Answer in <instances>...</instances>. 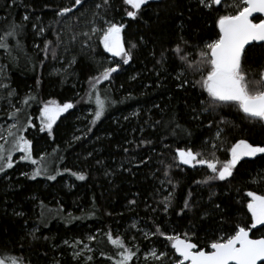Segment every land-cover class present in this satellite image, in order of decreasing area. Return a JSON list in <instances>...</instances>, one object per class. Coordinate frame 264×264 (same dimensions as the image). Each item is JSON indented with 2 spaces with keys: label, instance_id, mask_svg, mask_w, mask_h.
Segmentation results:
<instances>
[{
  "label": "trees",
  "instance_id": "trees-1",
  "mask_svg": "<svg viewBox=\"0 0 264 264\" xmlns=\"http://www.w3.org/2000/svg\"><path fill=\"white\" fill-rule=\"evenodd\" d=\"M73 3L74 0H15V3L0 0V35L10 23L23 25L17 38L7 41L11 56L0 49L3 79L14 93L9 97L8 91L0 89L4 99L0 100V120L13 123L8 113L14 107H21L26 96H35L24 108V114L32 118V126L25 128L24 135L32 142L33 158L39 160L45 156L51 173L60 172L52 181L44 177L30 180L20 173H30L31 163L15 161L12 168L0 173V258L22 256L25 264H78V260L84 264V257L73 258L74 249L70 246L79 239L93 249V253H87L94 254L90 264H112L100 254L101 250L108 255L114 251L103 235L110 230L113 235H120L127 245L135 244L140 249L130 264H148L141 260L142 253L153 247L159 251L165 249L162 244L145 240L137 228H131L133 223L147 230L145 224H153L151 218L155 217L170 234H183L193 220L199 222L205 207L211 209L214 204H220L221 210L200 227L198 237L194 238L199 246L206 245L205 233L211 235L221 223L225 235L237 224L250 226L246 193L264 194V153L243 157L232 177L208 185L194 183L211 174L206 165L191 167L174 163L177 148L192 149L202 153L203 158L224 161L229 158L227 149L238 139L264 146V123L246 119L237 107L228 105L214 112H197L200 118L194 119L192 108L207 100V94H202L198 86H186L188 91L176 87L175 77L185 70V65L179 58L180 53L173 49L179 44L185 56L196 60L198 46L216 32L215 19L224 13V6L205 9L198 6L197 0H151L142 6L136 18H130L126 11L133 9L123 0H110L107 7L102 0H84L83 6H77L71 14L56 15L60 8L71 7ZM97 4L102 7L97 9ZM93 12L124 23L122 37L126 47L128 42L138 44L128 64L121 62L120 71L113 73L110 80L97 84L95 91L105 100V112L94 124L90 121L95 96L88 99L89 78L98 76L104 67L112 66L119 58L103 51L98 35L89 41L91 48L83 47L86 38L81 35L72 40L74 34L90 31ZM25 15L29 17L26 21ZM260 18L254 17L253 21L258 22ZM41 27L44 32L37 34ZM17 40L22 48L16 47ZM181 40L188 41V46ZM46 41L50 42V48H56L55 59L51 51L47 54L43 51ZM255 44L249 49L245 66L258 78L260 68L264 67V49ZM161 53L165 59L158 64ZM133 76L135 80L131 79ZM187 78L192 82L200 76L187 70ZM49 101L73 104L53 124L51 137L48 130H40L39 120L40 108ZM125 116L129 118L125 120ZM170 119L186 131L176 129L173 134L174 125L168 124ZM157 120L164 123L154 127ZM221 120L225 123H220ZM89 127L91 132L87 131ZM218 128L223 129L220 138H216ZM74 137L80 139L74 140ZM141 138L153 143L137 147ZM125 148L129 152L125 153ZM145 156L150 162L136 166ZM166 164H173L169 173L177 187L173 205L164 213L159 201L172 191L171 185L161 184ZM65 168L83 172L86 179L76 180L63 171ZM190 190L196 206L193 211L178 216L176 213L183 207ZM131 199H136L137 204L129 205ZM152 208L157 211L152 212ZM16 212L23 215L17 216ZM33 229L37 230L36 239L28 235ZM88 235H95L96 240L89 242ZM251 236L264 237V226L251 229ZM65 240L69 241L68 245L64 244Z\"/></svg>",
  "mask_w": 264,
  "mask_h": 264
},
{
  "label": "snow or ice",
  "instance_id": "snow-or-ice-1",
  "mask_svg": "<svg viewBox=\"0 0 264 264\" xmlns=\"http://www.w3.org/2000/svg\"><path fill=\"white\" fill-rule=\"evenodd\" d=\"M15 3V0H13ZM84 0H74L71 7H62L56 13L58 17H64L66 14H71L73 9L77 6H83ZM103 6L110 5V0H102ZM125 5H130L133 10L126 11V15L130 18H136L141 11L142 6H147L149 0H123ZM198 6L205 9H211L213 6H224V13L219 14L215 19L216 32L212 37H209L206 42L198 46L197 59L192 60L191 56H185L180 45L178 44L173 52L180 53L179 58L185 65V70H182L176 75V87L188 91V87H199L203 93L207 94V100H201L197 107L192 108L193 118L199 119L200 114L206 113L209 110L216 111V109L223 105L235 106L244 114L246 119L259 121L264 123V67H261L257 74L246 68L245 64L248 59L249 49L256 46L254 42H258L259 47L264 49V18H260L258 22H253L250 17L254 13L261 14L264 17V0H231V3H225V0H197ZM97 9L102 7L101 4L95 6ZM29 17L25 15L23 20H28ZM91 25L90 31L74 34L72 40L75 41L78 35L85 37L83 47L91 48L89 41L93 35L99 36V44L102 45L103 51L109 53L112 57H118L119 60L113 61L112 66L104 67L99 72L98 76L89 78V93L88 99L91 100L95 96L94 113L90 123L94 124L99 121L105 112V100L100 95L96 94V86L101 81H108L112 78V74L121 70L122 64H128L134 57V51L138 44L135 42H128L125 46V41L122 37V30L125 29L124 23L115 22L106 19L104 15L93 12V19L89 21ZM36 28V25H33ZM23 25L10 23L7 29L0 35V49L11 56V47L7 42L9 39H16L22 32ZM44 28H39L38 33H43ZM143 39V38H141ZM181 43L188 46V41L181 40ZM17 48H22L17 40ZM39 48V46H36ZM67 50V49H66ZM43 51L47 54L51 51L52 57H57L56 48H50V42L44 43ZM165 57L161 53V59L157 61L162 64ZM74 62L71 61L70 63ZM122 62V64H121ZM43 63V61H41ZM99 63V62H97ZM187 70L198 73L200 79L190 82L187 78ZM250 76L252 77L250 79ZM131 79L135 80L133 76ZM39 84V81H37ZM158 87L160 85H157ZM188 86V87H186ZM147 87V85H146ZM0 89L8 91V96L14 95L13 91L8 89V86L3 83V69L0 68ZM36 99L35 96L28 95L21 101V107L13 108L8 113L10 119L14 122L10 125L6 143H0V173H4L6 169L13 167L15 160L13 158L14 152L22 153L19 159L21 161H28L33 166L31 172H21L20 175L30 180H35L37 177H44L49 181L55 180L57 175H60L59 170L52 174L48 168L46 157L41 156L40 159L33 158L32 155V142L25 138L24 131L26 127L32 126V118L24 114V108L28 106L31 101ZM11 103V101H10ZM115 103V102H113ZM159 108V105H154ZM73 108L71 102L57 104L55 101L44 102L43 107L40 108L41 131L48 130V135L52 136V127L56 122L57 117L61 113L67 112ZM138 113H133L137 115ZM129 117L125 116L127 120ZM27 121V123H25ZM146 123H148L146 121ZM164 121L157 120L153 126L163 124ZM220 123H225L221 120ZM169 126L173 127V134H176V129H182L178 123L169 120ZM211 124V121H209ZM87 131L91 132L92 128L89 127ZM223 135V129L218 128L216 138ZM74 140H79L80 137H74ZM153 142L150 139L141 138L136 146L142 147L144 145H151ZM213 147H216L213 145ZM125 153L129 152L128 148L124 149ZM229 158L224 161L219 159L203 158L202 153L194 152L192 149L177 148L175 153L176 166L188 165L195 167L201 165L207 167L210 175H207L203 180L194 181L197 185H208L213 181H226L233 176V170L236 168L238 162L243 157H254L258 153H264V146L253 145L246 139H238L231 144L227 149ZM91 155V153H89ZM133 160L135 157L132 158ZM150 160L148 157L140 159L139 164H147ZM98 163H101L98 161ZM128 163H132L129 160ZM161 164H164L161 161ZM173 164L164 165L163 177L161 184L167 183L171 185L172 191L164 196L159 205L164 213H167L173 205L174 193L177 187L176 183L170 176L169 169ZM123 167V165H121ZM64 172H69L76 180L84 181L86 176L83 172H73L71 169L65 168ZM124 171H129L124 168ZM109 174L106 172V175ZM215 193H210L209 201L212 202V196ZM247 197L251 199L247 202V211L251 214L250 226L245 224L243 226L235 225L228 234L224 233L223 223L217 226L211 235L205 233L206 245L199 246L194 238L198 237L200 227L206 223L207 220L213 219V214L221 210L220 204H214V207L204 208L203 214L199 215V222L196 220L191 222L188 231L170 234L164 229L161 224L152 217L153 224H145V229H139L136 223L131 225V228H137L138 234L142 235L145 240H149L154 244H162L164 251H159L153 247L147 251V257L152 258V264H161L162 261H167V264H257L258 261H264V237L258 239H250L249 231L255 229L257 225L264 226V194H257L254 191H248ZM129 205H136L137 200L131 199L128 201ZM196 205L192 200V192L189 191L188 195L183 200V207L180 208L176 214L182 215L188 211H193ZM156 212V208L151 209ZM17 216H22L23 213H14ZM91 214V213H89ZM111 215V213H109ZM43 217V213H41ZM79 219V217L77 218ZM36 229H33L28 235L36 239ZM100 231L99 229L97 230ZM108 244L113 246L114 251L111 255L106 254L101 250V256H105L112 264H130L131 261L137 257L140 249L135 245H127L120 235H113L109 230L103 233ZM156 237L153 241L151 238ZM163 237L161 241L159 238ZM47 239V237H45ZM89 242L95 241V235H88L86 238ZM135 239V236L133 237ZM167 243H164V242ZM64 244L68 245L69 241L65 240ZM77 250V246L81 245ZM73 251V258L78 259L84 257V264H90L94 259L93 255H85V253H93V249L89 243L77 239L70 245ZM169 247L171 253H169ZM0 264H25L22 256H7L0 258ZM79 264V260H78Z\"/></svg>",
  "mask_w": 264,
  "mask_h": 264
},
{
  "label": "rangeland",
  "instance_id": "rangeland-1",
  "mask_svg": "<svg viewBox=\"0 0 264 264\" xmlns=\"http://www.w3.org/2000/svg\"><path fill=\"white\" fill-rule=\"evenodd\" d=\"M149 1H151V0H149ZM115 58H118V57H115ZM3 83H5L4 82V79H3ZM6 84V83H5ZM3 97H1L0 96V100H4V99H2ZM57 104H60V103H58V102H56ZM26 112V111H25ZM61 114H63V113H61ZM60 114V115H61ZM39 117H40V114H39ZM59 117V116H58ZM58 117H57V119H58ZM40 120V119H39ZM40 122H41V120H40ZM12 123L11 122H7V121H1L0 120V137H4V138H7V131H8V129L10 128V125H11ZM47 130V129H46ZM25 136V135H24ZM26 138V137H25ZM7 141H6V139H0V143H6ZM20 155H22V153H19V152H14L13 153V158H14V160L15 161H21L20 159H19V157H20ZM248 199H251L250 197H248ZM251 215V214H250ZM80 247H82V244L81 245H79ZM80 247H78V249L80 248ZM146 254H147V252H145V253H142V255H141V260L143 261V262H145L146 261V259H145V257H146ZM85 255H89V254H87V253H85ZM146 262H148V264H150V263H152V258L150 257V256H148L147 257V261ZM161 264H163V261L161 262Z\"/></svg>",
  "mask_w": 264,
  "mask_h": 264
},
{
  "label": "water",
  "instance_id": "water-1",
  "mask_svg": "<svg viewBox=\"0 0 264 264\" xmlns=\"http://www.w3.org/2000/svg\"><path fill=\"white\" fill-rule=\"evenodd\" d=\"M261 17V14H259V13H254L253 14V16L252 17H250V19H253L254 17ZM261 18H264V17H261ZM254 22V21H253ZM254 43H258V42H254ZM263 237V236H262ZM249 238L250 239H258V238H261V237H253V236H251V230L249 231ZM262 262H264V261H258L257 262V264H260V263H262Z\"/></svg>",
  "mask_w": 264,
  "mask_h": 264
}]
</instances>
